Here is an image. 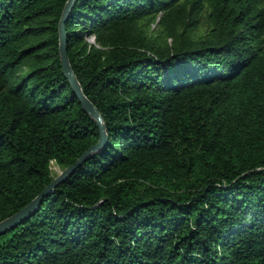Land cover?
<instances>
[{"label": "trees", "instance_id": "obj_1", "mask_svg": "<svg viewBox=\"0 0 264 264\" xmlns=\"http://www.w3.org/2000/svg\"><path fill=\"white\" fill-rule=\"evenodd\" d=\"M67 1L0 0V222L100 139ZM65 31L108 141L0 264H264V0H77Z\"/></svg>", "mask_w": 264, "mask_h": 264}, {"label": "water", "instance_id": "obj_2", "mask_svg": "<svg viewBox=\"0 0 264 264\" xmlns=\"http://www.w3.org/2000/svg\"><path fill=\"white\" fill-rule=\"evenodd\" d=\"M77 0H68L62 14V19L59 24V52H60V59L61 64L63 67V73L65 77L69 80L71 87L77 96L78 100L82 105V109L91 117V119L97 124L100 133L99 142L92 146L89 150L85 152V154L72 166L66 168L55 180L49 184L29 205L23 208L18 213L14 214L13 216L5 219L4 221L0 222V235L5 234L6 232L10 231L14 227L21 224L25 219L31 217L35 214L38 210L42 202L54 193V190L57 186H59L64 180H66L77 167L81 164L86 162L90 156L99 152L103 147H105L108 141V135L105 128V123L103 117L99 110L93 105V103L85 96L83 89L75 75L69 56H68V49H67V35L65 31V23L75 6ZM92 43L93 40L91 41Z\"/></svg>", "mask_w": 264, "mask_h": 264}, {"label": "rangeland", "instance_id": "obj_3", "mask_svg": "<svg viewBox=\"0 0 264 264\" xmlns=\"http://www.w3.org/2000/svg\"><path fill=\"white\" fill-rule=\"evenodd\" d=\"M201 29L205 30L206 29V15H203L201 17ZM51 171H52V175L54 178H57L64 170L59 167L56 163H52L51 164Z\"/></svg>", "mask_w": 264, "mask_h": 264}]
</instances>
